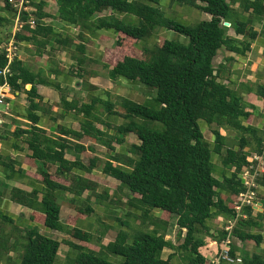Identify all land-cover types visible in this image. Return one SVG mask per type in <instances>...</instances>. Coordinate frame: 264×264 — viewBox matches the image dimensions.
I'll use <instances>...</instances> for the list:
<instances>
[{
	"label": "trees",
	"instance_id": "1",
	"mask_svg": "<svg viewBox=\"0 0 264 264\" xmlns=\"http://www.w3.org/2000/svg\"><path fill=\"white\" fill-rule=\"evenodd\" d=\"M161 1L57 0L59 18L67 24L82 29H111L117 33L118 59L113 65H105L108 75L155 88L156 95L145 103L125 97L114 101L109 91L90 83L92 74H81L89 96L79 105L67 99L66 90L59 83L34 72L18 57L13 61L9 77L12 93L23 91L29 100V127L17 132L27 135L25 143L30 154L26 162L38 168L37 174L30 176L41 182L42 188L11 189L13 202L33 209L30 219L36 226L21 228L15 217L0 210V264L5 256L9 264H56L62 242L42 233L40 226L72 237L66 242L77 255L69 257L68 264H213V259L202 251L207 245L202 234L210 233L211 221L223 216V229L211 235L220 243L227 238L226 226L237 217L236 202L246 190L241 173L250 164L248 156L264 149V129L250 123L254 112L248 108L252 105L238 89L226 83L231 78L227 64L216 66L214 61L222 48L239 57H248L252 44L264 34V0H173L196 6L210 15V19L194 26L167 16L160 7ZM30 4L35 9L23 10L21 14L23 27L17 33L18 44L35 42L43 34L47 37L44 45H48L54 38V27L45 23L50 16L45 12L46 2L31 1ZM5 6L13 15L0 16V23H15L18 9L10 0H5ZM30 20L35 21L34 26ZM257 21L262 23V30L257 29ZM160 28L187 36L189 44L161 38L153 46L145 44L142 49L137 48L140 42L153 39ZM231 28L235 35L229 34ZM56 42L69 49L73 41L57 38ZM77 51L84 54V45L78 46ZM76 59L79 66L87 61L81 57ZM7 62L3 49L0 66ZM39 83L62 92L61 106L65 110L83 113L81 131L59 125L58 135L54 137L39 126L40 112L47 111L44 98L38 92ZM254 90L264 101V83H258ZM95 91L105 93L109 99L94 95ZM114 105L120 106L126 123L114 136L106 138L107 132L99 129L96 122L100 120L102 106L113 112ZM149 121L160 122L162 127H152ZM200 121L215 126L212 141L206 137ZM222 129L238 132L235 147H226L227 136ZM131 133L140 143L132 144L128 148L131 156H127L117 151L113 141L123 142ZM93 143H100L115 154L101 164L102 158ZM72 150L79 154L75 160L66 157ZM0 158L9 169L8 178L17 171L23 172L21 164L12 157ZM219 159L224 166L221 177L217 176L216 160ZM52 166H56L55 171L51 170ZM99 168L102 174L115 178L122 188L130 191L127 204L135 211L126 214L141 222L140 226L133 227L118 218V234L107 245L102 242L112 229L110 223H104L97 237L93 231L78 226L80 220L95 212L93 197L109 196L108 189L104 196L98 191L104 182L96 173ZM258 180L264 185V172ZM63 192L72 194L69 202L77 213L74 223L62 220ZM85 193L89 195L84 197ZM156 209L161 210V216L155 214ZM242 212L234 226V235L242 241L253 240L259 246L264 242V235L252 229L261 227V221L253 214V206H244ZM170 215L177 217L178 243L167 238ZM94 241L101 244L99 251L89 246ZM231 246V254L237 256L233 243ZM166 248L173 250L167 258L163 255ZM12 251L18 252L17 261L10 255ZM106 252L122 257L123 262L106 257ZM243 264H264V254L243 252Z\"/></svg>",
	"mask_w": 264,
	"mask_h": 264
},
{
	"label": "crops",
	"instance_id": "2",
	"mask_svg": "<svg viewBox=\"0 0 264 264\" xmlns=\"http://www.w3.org/2000/svg\"><path fill=\"white\" fill-rule=\"evenodd\" d=\"M40 1L42 0H36V2ZM44 1L46 2L44 7L45 12L50 15L45 19V23L54 27V38L50 40L48 45H44L47 37L43 34H40L35 42H20L18 58L23 60L31 70L50 81L59 83L61 87L66 90L65 96L67 99L69 101H75L79 105L84 103L89 96V90L85 87L84 80L80 76L81 74H92L90 77V83L98 86L102 90L105 89L109 91L112 96L111 98L114 101H116L117 97H125L134 102L145 103L156 95V89L144 83L128 80L126 78L112 79L108 75L105 65L107 63L113 65L115 63L114 60L118 59L115 52L117 47V33L114 30L82 29L79 26L69 25L59 18V6L57 0ZM12 15V12H10L5 5H0L1 17H11ZM6 23H0V25L5 26ZM257 29L262 30V28L258 27ZM2 35L3 31L0 30V42L3 40ZM57 38L62 40L65 38H71L73 42L69 46V49H67L63 48L64 44L56 42ZM80 45H84L85 47L84 54L77 51V47ZM220 51H222V49ZM76 57L87 59V61L82 66H79ZM216 58L214 61L215 65ZM229 58H232L233 60H229ZM90 61H92V63H90ZM221 64H227L230 70L228 75H230L231 78L226 79V83L238 89L244 99L250 103V105L256 107V110H253L252 106L248 108L249 111L254 112L250 123L260 129H264V117L261 114L262 109H264V101L254 90V83H264V34H261L260 37L252 44V50L248 57H239L235 53L228 51L227 57L224 61H221L219 65ZM79 68L82 70H79ZM37 87L39 94L44 98L43 105L47 110L40 112L41 119L39 126L48 130V132L54 137L58 135L57 129L59 125L66 128H72L76 131H81V120L84 119L83 113L77 112L75 109L65 110L61 106L63 98L62 92L53 86L39 83L37 84ZM93 94L96 96L100 95V97L104 100L109 99V97L101 91H95ZM11 96H13L11 100L12 109L5 117V122L0 133V156L4 158L12 157L13 160L18 161L21 164L23 172L17 171L12 174L11 178H8L7 174L9 173V169L5 164V160L0 158V210L10 213L13 217H15L16 224L21 228L26 229L36 226V224L30 219L33 209L13 202L10 199V191L13 187H19L31 191L34 187L42 188V183L30 176V174H37L38 168L27 164L26 159L28 154H30V150L25 143L27 135H18L19 133L17 132L20 129H27L29 127L27 120V107L29 105V100L27 94L22 91L12 94ZM104 107L105 106H102L100 109L98 114L100 120L96 122V126L102 131L107 132L108 136H106V138H110L119 131V127L126 123V120L122 116L120 106H112L113 112L107 111ZM107 113L112 117L115 116L118 124H114V122H107L105 119L108 117ZM54 118H57V120ZM133 135L135 134L131 133L127 135L125 137V141L123 142L113 141V145L116 147L118 152L131 156L128 152V148L131 147L132 144L140 143L139 138H133ZM121 136L123 137L124 135L122 134ZM129 138H132V140ZM93 146L102 158L101 164H103L104 161L111 159V157L115 154V152L112 153L106 148V146L100 143H93ZM99 151L107 152L105 159H103ZM77 156H79V154L74 150L70 151L66 155V157L70 160H75ZM51 170L55 171L56 166H52ZM96 171L102 173L101 168ZM117 184L118 183H115L114 187L117 186ZM113 190L114 188L108 189L110 195L113 194ZM88 195V193H85L84 197H87ZM71 198L72 194L63 192L60 202H69ZM95 199L96 197H93L91 202L96 211V207L93 203ZM257 203L258 206L254 208L253 214L259 217V221H261L262 225L259 228L254 227L252 230L254 233L264 235L263 184H259ZM132 211H135V209L127 204L126 212L129 213ZM62 213L63 206L61 212L63 220ZM223 219V216H219L214 219V221L222 222ZM81 221L78 223L79 227H83L85 223V220ZM40 231L46 235L54 237L57 232H61L50 230L44 226H40ZM233 242V248L235 249L236 254L242 258L243 252H258L264 254V242L259 246L253 240L242 241L238 238ZM102 243L107 245L109 242L107 243L103 240ZM216 245L221 247V243L213 239L211 246ZM220 247H212L213 251L216 250L215 254L213 252L205 254L209 258L213 259ZM17 254V251H12L10 255L17 261ZM1 264H9V258L5 256Z\"/></svg>",
	"mask_w": 264,
	"mask_h": 264
},
{
	"label": "rangeland",
	"instance_id": "3",
	"mask_svg": "<svg viewBox=\"0 0 264 264\" xmlns=\"http://www.w3.org/2000/svg\"><path fill=\"white\" fill-rule=\"evenodd\" d=\"M31 1H36V0H31ZM0 5H5V0H0ZM34 7V6H33ZM55 7V5H54ZM160 7L163 9V11L166 13L167 16L171 18H175L180 20L181 22H184L186 24H190L192 26L196 25L198 22L201 20H208L210 19V15L201 10L200 8L196 6H190L186 4L179 3L177 1L173 0H162ZM35 9V8H34ZM134 19H136L134 17ZM137 23V20H135ZM258 28H262V24L259 23L258 21L255 23ZM16 27V21L15 23H6L5 26L0 25V30L3 31L2 35V42H0V51L7 48L9 46V42L12 40L13 32ZM16 32V38H17V33ZM10 33L12 36H10ZM229 34L230 35H235L234 30L231 28L229 29ZM10 36V38H8ZM161 38H169L172 40H176L178 42H181L185 45L189 44V38L181 33L174 32L172 30H168L166 28H160L158 30V34L151 39L149 42L144 43L140 42L137 45L138 49H142L145 44L149 46H153L155 42H158ZM20 50V49H19ZM228 51L225 48H222V51L219 52L217 58H216V66H218L221 61H224L225 58L227 57ZM17 58V57H16ZM15 58V59H16ZM14 59V60H15ZM220 61V62H219ZM255 87L257 83H254ZM9 98L12 99L13 96H8ZM7 107H10L12 109V101L7 100V104L3 106V109H6ZM10 113V110H8ZM261 114L264 117V109H262ZM107 116L105 119L107 122H114V124H118V121H116L115 116L112 117L107 113ZM148 124L152 127H162V124L160 122H154V121H149ZM200 127L204 130L206 137L212 141L213 140V132L212 128L215 126L207 125L203 121L199 122ZM222 133L227 136V146L226 147H235L239 141V134L237 131L233 129H222ZM122 135V134H121ZM137 136L133 135V138ZM132 140V138H129ZM100 155L105 159L107 156V152L105 151H99ZM218 164L219 171L217 172V176L221 177L222 176V169L224 168L221 160H216ZM96 173L103 177L104 182L100 184L99 186V192L104 196L105 190L114 188L113 194L103 199H99L96 197V199L93 201L96 211L89 216L87 219H85V223L82 228L91 230L95 233L96 237L100 235L101 231L104 229V223H110L112 225V229L109 230V232L106 234L103 240H105L107 243L110 241H113L119 231L120 227V221L118 218H121L123 221H126L127 224L133 226V227H138L141 225V222L138 218H135L134 216H128L126 213V205L128 201V196L130 195V191L127 188H122L120 186V182L116 180L115 178L111 176L104 175L102 173H99L96 171ZM259 182V181H258ZM115 183H118L117 186L114 187ZM112 186V187H111ZM258 198V196H257ZM70 201V200H69ZM62 206H63V221L66 223H69L68 221H72L73 223L76 221L74 218L76 217L77 213L74 207L70 205V202L68 201H62ZM156 215L162 214L161 210L156 209L155 210ZM169 221L171 222L170 229L167 235L168 239L173 240L175 243H178L177 239V231H178V225H177V217L176 215H170ZM224 218V217H223ZM81 221V220H80ZM79 221V222H80ZM78 222V223H79ZM82 222V221H81ZM225 223V219H223L222 222L220 221H211V231L210 233H203L205 239L207 240V245L203 248L204 253L209 254L213 252L215 254V251L212 250V247H220L219 245L216 246H211V242L213 241V233H217V231L223 229ZM71 225V224H70ZM127 228V227H125ZM147 228V227H145ZM212 234V235H211ZM57 239H59L62 244L60 247L59 251V256L57 258L56 264H68V258L69 257H76L77 251L69 246V244L66 242L67 240L72 239V237L64 232H57L55 235ZM238 239V238H237ZM235 241V240H234ZM234 244V242H233ZM100 243L97 241H94L93 243H90L89 246L97 251L100 250ZM221 248V247H220ZM220 250V249H219ZM218 250V251H219ZM218 251L216 252V255L218 254ZM172 252L171 249L166 248L163 255L164 257H168V255ZM105 256L109 257L119 263L123 262V258L114 255H109L105 254ZM224 263V262H223ZM70 264V263H69ZM228 264V263H224ZM243 264V263H242Z\"/></svg>",
	"mask_w": 264,
	"mask_h": 264
},
{
	"label": "built area",
	"instance_id": "4",
	"mask_svg": "<svg viewBox=\"0 0 264 264\" xmlns=\"http://www.w3.org/2000/svg\"><path fill=\"white\" fill-rule=\"evenodd\" d=\"M10 3L18 9V13L16 16V27L13 32L12 40L9 42V46L5 48L8 62L5 66H0V79H2V81L0 80V130L5 122L4 115L9 113L8 110H10V107L3 109V106L7 104V98H9L8 96L13 94L9 83V77L12 75V63L14 59L19 56L20 48L17 38L15 37V31L20 30L23 27V22L21 21V14L23 10L28 12L34 11V7L30 4L31 0H10ZM29 22L31 25H35L34 20H30ZM248 160L250 164L241 173L246 190L240 194L236 202L237 217L228 222V225L226 226V230L228 231L227 238L221 242V248L218 251V254L213 258V264H223V262L228 264L243 263V258L241 256H233L231 254V245L233 241L237 239L233 230L236 225L237 218L243 215L242 210L244 206L250 205L253 206V208L258 206V178L264 172V149L261 153L253 151L248 156Z\"/></svg>",
	"mask_w": 264,
	"mask_h": 264
},
{
	"label": "water",
	"instance_id": "5",
	"mask_svg": "<svg viewBox=\"0 0 264 264\" xmlns=\"http://www.w3.org/2000/svg\"><path fill=\"white\" fill-rule=\"evenodd\" d=\"M225 24H226L227 26H231V23H230V22H225Z\"/></svg>",
	"mask_w": 264,
	"mask_h": 264
}]
</instances>
